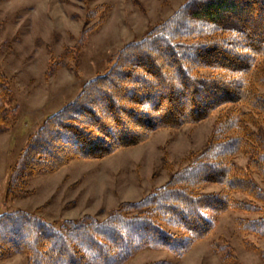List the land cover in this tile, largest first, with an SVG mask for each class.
I'll return each mask as SVG.
<instances>
[{
  "label": "trees",
  "instance_id": "1",
  "mask_svg": "<svg viewBox=\"0 0 264 264\" xmlns=\"http://www.w3.org/2000/svg\"><path fill=\"white\" fill-rule=\"evenodd\" d=\"M102 11L97 6L87 16ZM101 22L83 29L78 44ZM11 102L0 73V128L16 112ZM216 109L201 151L188 155L164 184L120 202L101 219L84 214L54 223L20 209L0 213V260L23 253L28 264H123L143 249L181 257L227 210L258 214L235 223L264 237V186L257 182H264V0H186L122 45L103 73L28 134L3 200L28 196V177L73 159L102 158ZM238 154L244 165L235 161ZM210 185L219 189L206 191ZM245 245L264 258V250Z\"/></svg>",
  "mask_w": 264,
  "mask_h": 264
},
{
  "label": "rangeland",
  "instance_id": "2",
  "mask_svg": "<svg viewBox=\"0 0 264 264\" xmlns=\"http://www.w3.org/2000/svg\"><path fill=\"white\" fill-rule=\"evenodd\" d=\"M185 1L0 0V73L11 89L10 108H16L0 128V213L20 209L54 223L84 214L101 219L120 202L136 201L164 184L186 165L188 155L203 149L217 109L198 122L157 129L146 140L102 158L73 159L54 172L28 177V196L3 200L10 169L28 134L71 101L84 82L103 73L122 45L140 39ZM97 6L104 11L89 18L87 13ZM101 17L78 44L80 32ZM235 161L244 165L245 157L238 154ZM257 182L264 186L259 178ZM257 215L224 211L215 217L214 229L181 257L143 249L123 264H264L245 245L264 250V237L246 234L235 223ZM0 264L28 262L25 254L11 253Z\"/></svg>",
  "mask_w": 264,
  "mask_h": 264
}]
</instances>
